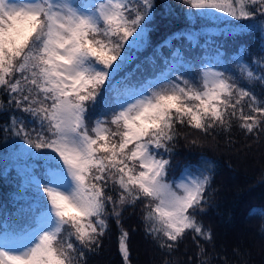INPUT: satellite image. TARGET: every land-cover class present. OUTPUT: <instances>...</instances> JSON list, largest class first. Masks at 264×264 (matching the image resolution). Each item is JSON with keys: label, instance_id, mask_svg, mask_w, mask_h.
<instances>
[{"label": "snow or ice", "instance_id": "6c2138e0", "mask_svg": "<svg viewBox=\"0 0 264 264\" xmlns=\"http://www.w3.org/2000/svg\"><path fill=\"white\" fill-rule=\"evenodd\" d=\"M182 4L203 26L165 40L160 47L171 49V58L157 72L149 57V78L137 76L139 64L127 69L134 50L145 46L155 0H0V96L8 97L0 111L9 113L0 132L33 161L20 169L32 203L0 226V264H87L109 217L119 228L123 264H130L121 217L137 205L145 237L164 254L171 256L190 232L196 264H210L201 241L211 242V230L197 216L209 205L216 165L201 155L169 179L174 149L179 138L199 146L214 134L231 144L233 127L254 142L264 138V98L254 92L264 86V56L247 62L241 43L233 71L217 48L215 62L190 79L191 65L172 41L203 47L201 38L207 45L257 33L264 53V0Z\"/></svg>", "mask_w": 264, "mask_h": 264}, {"label": "trees", "instance_id": "16d2710c", "mask_svg": "<svg viewBox=\"0 0 264 264\" xmlns=\"http://www.w3.org/2000/svg\"><path fill=\"white\" fill-rule=\"evenodd\" d=\"M155 4L153 19L146 25L149 31L145 46L138 51L134 50L136 59L127 69L132 71L139 64L141 69L137 76L143 74L149 78L152 77V66L146 63L149 57L156 60L157 72L163 68L164 59L171 58V49L160 47L165 40L181 30L199 31L203 26L200 21L189 20L182 0H155ZM206 26L212 27L210 23ZM241 43L249 49V54L244 57L247 62L251 63L253 57L264 56L259 50L260 40L257 33H249L236 39L216 37L214 42L209 41L207 45L201 38L200 44L203 47H189L183 41H172L173 48H182L184 59L192 68H199L204 63H214L216 49L219 48L223 59L229 62L233 71L235 70L231 60L237 55ZM155 49H159V55H154ZM186 75L195 76L189 69ZM254 92L258 97L264 98V86L257 85ZM7 99V95L0 96L5 104ZM99 113L98 105L92 112V118L95 119ZM6 121L2 119L0 125ZM214 135L215 139L211 136L201 137L199 146H188L185 139L179 138L172 157L169 179L178 177L184 164L196 163L201 155L213 161L216 167L209 190V205L205 213L197 216L204 228L211 230V242L201 241L210 258V264H224L222 258H226L227 264H264V138L259 142H254L251 137L246 139L236 127L230 133L231 144L226 143L224 134ZM11 139L13 138H5L0 132V218H3L5 212V217L9 219L20 208L18 202L12 201L27 198L19 188L23 179L18 173L19 168L24 167L25 163H33L27 157H12L18 148L12 149L11 145L19 142L10 143ZM21 160L24 161L20 162ZM36 164L39 167L40 162L37 161ZM253 209L257 211L253 213ZM121 224L129 232L130 264H163L165 259L174 260L176 264H189V257H192L191 264H196L197 247L190 232L171 256H167L150 238L145 237L139 205L135 208L126 207ZM108 225L107 232L101 238L100 248L88 255L87 264H123L118 251L119 228L115 219L109 217ZM234 251H238L240 255H235Z\"/></svg>", "mask_w": 264, "mask_h": 264}, {"label": "rangeland", "instance_id": "374dc122", "mask_svg": "<svg viewBox=\"0 0 264 264\" xmlns=\"http://www.w3.org/2000/svg\"><path fill=\"white\" fill-rule=\"evenodd\" d=\"M205 64V63H204ZM230 67V66H229ZM189 70H190V72L192 73V74H194L195 76H193V77H188V78H190V79H192V78H194V77H196V75L198 74V72H199V68H192V67H190L189 68ZM177 74H179V73H177ZM5 115H7V117L5 116ZM8 115H9V113H8V111H0V121L3 119L4 121H6V120H8ZM6 118V119H5ZM3 141L4 140H7V139H2ZM10 141V143H13V142H15L14 141V139H11V140H9ZM19 142V141H18ZM7 142H5V144H6ZM12 146V149H15V148H18V150H19V148H20V142H19V144H13V145H11ZM18 150L17 151H15L14 153H13V155H12V157L13 158H23L24 156H20L19 154H18ZM24 160H21L20 162H23ZM41 163V162H40ZM23 167H21V168H19V175L23 178V176L21 175V173H20V169H22ZM36 171H40V168L37 166L36 167V169H35ZM19 188L24 192V194L26 195V197L27 198H31V196H32V189H31V187H26L25 185H24V180L22 179V182L19 184ZM27 198H25V199H16V200H13L12 201V203H15V202H18L19 204H20V208H19V210H18V212H16V213H14V214H11V218L9 219V218H7V217H5V212L3 213V218H0V226H2V224H8V225H11L12 224V219L13 218H15L16 216H17V214L18 213H20V210L21 209H28V207H29V205L32 203V200H29V199H27ZM18 205V204H17ZM0 215H1V213H0ZM30 215V213H27V212H25V213H23V214H21V216H22V219H24V220H26L27 218H28V216Z\"/></svg>", "mask_w": 264, "mask_h": 264}]
</instances>
